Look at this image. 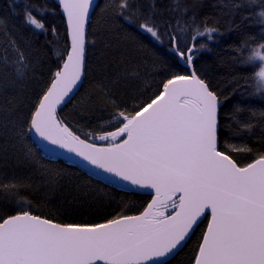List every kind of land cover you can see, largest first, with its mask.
Wrapping results in <instances>:
<instances>
[{
	"label": "snow or ice",
	"instance_id": "6c2138e0",
	"mask_svg": "<svg viewBox=\"0 0 264 264\" xmlns=\"http://www.w3.org/2000/svg\"><path fill=\"white\" fill-rule=\"evenodd\" d=\"M17 3L12 14L33 36H58L45 22L50 12L65 22L68 42L53 45L48 66L33 41L0 18V113L17 117L14 138L27 136L43 154H69L89 179L147 199L135 211L117 199L97 219L77 220V210L61 204L68 218L60 219L27 198L29 181L0 182L13 205L0 215V264H173L193 237L191 264H264V0H218L216 17L201 14V0H109L100 9L109 13L108 31L120 28L139 43L132 26L170 57L151 54L154 84L142 75L148 60L134 63L121 52L111 70L105 63L94 102L79 111L101 107L106 115L79 128L60 113L93 74L95 0H56L51 8L36 0L20 13ZM228 34L236 37L229 63L248 75H230L225 91L212 83L203 55ZM24 161L32 162L30 150ZM46 185L55 192L53 181Z\"/></svg>",
	"mask_w": 264,
	"mask_h": 264
},
{
	"label": "trees",
	"instance_id": "16d2710c",
	"mask_svg": "<svg viewBox=\"0 0 264 264\" xmlns=\"http://www.w3.org/2000/svg\"><path fill=\"white\" fill-rule=\"evenodd\" d=\"M28 2H36V0H18L16 5V12L20 13L23 10V5ZM41 4H46L48 7H54L53 0H38ZM147 2V0H142ZM202 8L201 14L210 17L219 16V12L213 7L218 3V0H201ZM109 0H99L93 17V27L90 32V39H96L97 44L95 47L90 48L89 60L92 65V76L90 83H86L79 93L64 108L60 114L66 118V122L70 125L75 124L77 128L84 126L87 127L89 120L95 121L103 119L106 115L101 107H96L91 111L90 115H80V109H90V105L94 102L96 90L93 85L100 78V68L105 63L110 66V70L118 63L120 53L124 52L129 60L132 62H140L141 60H148L149 67L141 69L142 75L146 80L155 83L159 79L157 73H153L151 64V54L156 53L161 59L169 60L170 54L166 46H161L152 41L146 34L141 33L138 29L132 26H126L129 32L136 37L139 43H134L132 40L124 39V32L120 28H114L111 31L107 30V22L109 20V13H101L100 9L104 8ZM14 0H0V18L7 19L10 29L18 31L19 34L30 38L33 45L39 51L35 55L41 57L42 61L48 66L55 63V48L63 47L66 40V24L58 15L47 13L45 22L49 25L56 27L58 36L54 37L51 32L39 33L36 36L23 25L21 15L12 14V6ZM59 11V10H58ZM236 37L232 34L226 35L219 43L211 45L214 49L213 53H205L203 59L211 66L213 74L212 83L227 91L225 79L233 73L239 75H248L247 72L241 73L240 69L234 68L229 63V44L234 43ZM46 41H52V44ZM105 44L110 47H105ZM143 45V50H141ZM139 83H143L140 81ZM120 90H125V85L122 83ZM244 92L241 88L236 96H233L228 102L230 105L233 101L240 100V93ZM247 95V93H244ZM257 108L261 107L258 102L253 101ZM22 111H26L21 106ZM247 113L243 116L246 118ZM17 121L15 114L7 116V114L0 113V182L8 181L15 178L29 181L32 187L26 190L25 195L29 200L36 205V208L43 214H49V211L55 213L60 219L68 218L66 214L58 212L57 209L63 204L64 208L77 210L73 218L79 219H97L103 213V209L109 204H115L117 199L129 203L130 210L135 211L147 199L139 194L120 191L110 185L98 182L95 179H89L87 173L79 168L69 165L59 160H53L45 157L40 151H37L32 141L25 136L22 141H17L13 122ZM8 124V128L4 124ZM255 131L259 132L257 128ZM15 144V147L12 145ZM7 146L8 152L4 153L3 148ZM258 146V145H257ZM32 153V162L27 163L24 161V153L27 151ZM7 157V158H6ZM19 157V161L18 158ZM47 170L48 175H42L41 172ZM51 180L55 184V192L49 193L46 181ZM79 186V188H78ZM85 189L87 195H84ZM13 205H9L7 199L0 195V215L5 214L11 210ZM196 237H193L179 256L173 261V264H191L192 249L195 247Z\"/></svg>",
	"mask_w": 264,
	"mask_h": 264
},
{
	"label": "water",
	"instance_id": "95a60500",
	"mask_svg": "<svg viewBox=\"0 0 264 264\" xmlns=\"http://www.w3.org/2000/svg\"><path fill=\"white\" fill-rule=\"evenodd\" d=\"M55 3H56V0H53ZM97 3H99V0H95V5H96V7H97ZM66 26V25H65ZM41 153V152H40ZM43 154V153H42ZM45 157H47V158H50V159H53V160H59L60 162L62 161V162H65V163H67V164H69V165H73V166H75V167H77V168H79L80 170H82L83 172H85V173H87V171H86V168H84V167H78V166H76V165H74L67 157H68V155L69 154H65V155H63V156H60V157H55V156H51V155H47V154H43ZM95 180H97V179H95ZM103 183V182H102ZM106 184V183H105ZM108 185V184H107ZM112 187H114V188H116L115 186H112ZM117 189V188H116ZM121 191V190H120ZM131 193V192H130Z\"/></svg>",
	"mask_w": 264,
	"mask_h": 264
}]
</instances>
